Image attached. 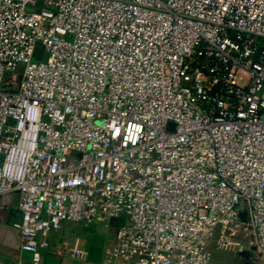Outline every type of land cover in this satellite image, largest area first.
<instances>
[{"label": "built area", "instance_id": "1", "mask_svg": "<svg viewBox=\"0 0 264 264\" xmlns=\"http://www.w3.org/2000/svg\"><path fill=\"white\" fill-rule=\"evenodd\" d=\"M0 156L20 264L65 222L111 228L98 264H210L242 227L264 264V0H0Z\"/></svg>", "mask_w": 264, "mask_h": 264}, {"label": "crops", "instance_id": "2", "mask_svg": "<svg viewBox=\"0 0 264 264\" xmlns=\"http://www.w3.org/2000/svg\"><path fill=\"white\" fill-rule=\"evenodd\" d=\"M1 160L0 156V164ZM17 202L18 195L16 193L0 197V264H20L29 260V255L21 251L19 233L12 226L19 221L20 217ZM73 225L82 224L65 222L60 230L52 231L45 237H38L39 242L47 241L49 244L47 249L41 250L42 264H84V262L73 258L69 251L76 241H79L80 247L86 251L84 241L77 237L78 226ZM104 257L105 252L102 259Z\"/></svg>", "mask_w": 264, "mask_h": 264}, {"label": "rangeland", "instance_id": "3", "mask_svg": "<svg viewBox=\"0 0 264 264\" xmlns=\"http://www.w3.org/2000/svg\"><path fill=\"white\" fill-rule=\"evenodd\" d=\"M46 57L44 47L37 43L34 49L33 60L43 61ZM78 226L77 237L84 241L85 249L88 255L86 263L95 264L101 262L103 254L109 244L112 243L113 231L111 228L102 224L84 228L82 225ZM232 245L228 247H219L215 243V239H211L209 249L211 253L210 264H244L242 258H251L255 251L251 244V233L249 229L244 227L231 238ZM102 259V260H101ZM82 264V263H81Z\"/></svg>", "mask_w": 264, "mask_h": 264}, {"label": "water", "instance_id": "4", "mask_svg": "<svg viewBox=\"0 0 264 264\" xmlns=\"http://www.w3.org/2000/svg\"><path fill=\"white\" fill-rule=\"evenodd\" d=\"M169 129L172 130L173 128V124H169ZM124 223V219L123 218H113L110 220V225L112 228H118L121 227L122 224Z\"/></svg>", "mask_w": 264, "mask_h": 264}]
</instances>
